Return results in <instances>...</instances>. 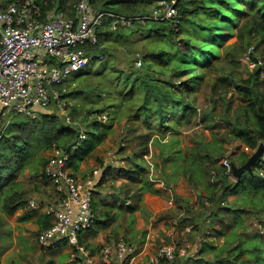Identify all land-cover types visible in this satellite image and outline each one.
Masks as SVG:
<instances>
[{
  "label": "trees",
  "instance_id": "16d2710c",
  "mask_svg": "<svg viewBox=\"0 0 264 264\" xmlns=\"http://www.w3.org/2000/svg\"><path fill=\"white\" fill-rule=\"evenodd\" d=\"M76 1L49 0L45 8L73 15ZM90 2L95 11L125 16L147 14L156 4V0ZM176 7L178 13L170 19H148L144 22L133 20L130 25L120 23L115 29L111 28L112 16H103L97 29L98 46L90 48L89 52L92 54L91 58L93 55L99 58L100 53L104 55L97 69L100 72L109 69L114 73V82H107L110 84L105 88L102 78L94 75L91 79L87 78L85 85L77 88H74L77 84L74 87L64 85L65 81L58 87L55 86L62 100L67 102L78 99L75 104L69 105L67 102L71 122H67L65 116L58 112L55 101L37 110L36 117L26 116L16 121H8L0 136V221L4 215H12L17 210H26L28 215L35 210V206L27 201L29 190L22 187L17 178L38 150L61 148L67 154L68 167L75 175L80 162L102 141L108 130L112 129L116 114L121 111L131 120L141 117L148 131L145 133L146 139L140 143L142 147L132 153L130 160L126 159V166L120 165L117 172L123 173L132 181L141 171V183L143 180L146 182L147 169L139 166L132 170L128 164L149 153L147 142L152 139L155 150L152 155L160 158L163 165L166 161H171L174 168H183L182 172L187 175L189 184L202 191L199 195V202L203 206L200 214L208 209V216L213 219L230 210L238 214L247 210L255 218L256 224H264V149L258 160L252 164V171L243 172L235 180L226 175L219 164L223 156L235 163L225 152V143L239 138L250 149L249 152L240 154L241 161L238 165L244 163L260 143L264 144V92L257 87L260 80L264 81L260 77L264 68V0H177ZM142 31L147 32L154 41L148 42V45H144L136 53H117L118 47L128 46V42L134 43L132 38L135 32ZM234 35L240 38L245 35L248 40L244 45L237 40L232 44L226 43ZM252 43L255 44V50L257 46L260 47L262 54L258 56L263 65H257L252 71L249 70L251 72L247 77H242L237 72L241 63L240 57L246 46ZM137 59H141L139 66L136 65ZM222 68L227 73L215 78L214 75ZM108 77L111 81L112 76ZM202 85H209L212 91L214 88L220 90L233 86L240 101L232 109V95L225 100L220 94L218 99L225 107L219 119L226 130L213 131L212 140L206 141L202 137L200 143L193 147L191 156L194 161L202 159L206 162L200 161L194 169L191 165L184 164V168L178 164L177 159L178 152L181 153L179 127L183 123H190L195 110V90ZM84 91L87 97L98 100L99 107H81V102L86 100L81 97ZM116 91L120 97L114 99L113 93ZM104 109L110 115L107 121L101 116ZM213 111L212 107L209 110L211 115ZM89 113L93 114L89 116ZM208 115L206 116V111L203 112L199 122L206 128H213L214 125L207 120ZM80 131L84 132L83 137L79 136ZM168 132L170 134L164 140ZM181 156L185 162L192 161L191 156L182 153ZM39 159L43 166L47 158ZM102 163L101 161L100 164ZM163 165L161 172L165 175ZM211 172L215 175L213 182L207 181L210 180ZM104 173H101L96 186L104 181ZM39 174L45 178L43 171ZM147 189L154 188L140 185V190ZM96 192L98 193L95 191L94 195ZM232 194L237 197L228 200L227 197ZM102 202L101 199L99 202L93 199L95 218L98 214H104L111 223L115 214L110 212L115 202L99 207L98 203ZM207 204L210 206H205ZM118 206L123 208L124 204L120 203ZM243 222V219L237 222L238 226L244 227ZM39 223L44 228L51 221L45 214ZM104 223L105 226L107 221ZM258 229L251 234L250 240L241 235L242 238L231 250L234 255L231 264H264V229ZM39 230L35 232L36 235ZM245 252L250 258L241 260L240 257ZM178 256L175 258L176 264H180ZM216 258L218 259L209 264H225L219 254H216ZM192 262L206 264L203 258L194 259Z\"/></svg>",
  "mask_w": 264,
  "mask_h": 264
},
{
  "label": "built area",
  "instance_id": "2783aa9c",
  "mask_svg": "<svg viewBox=\"0 0 264 264\" xmlns=\"http://www.w3.org/2000/svg\"><path fill=\"white\" fill-rule=\"evenodd\" d=\"M176 1L156 0L151 11L140 16L98 12L90 0H77L73 15L46 9L49 0L0 1V136L9 121L4 122L6 113L35 117L37 110L51 101H55L67 122L72 121L67 110L71 103L60 98L55 85L63 83L92 57L89 51L98 46L97 29L104 15L112 16V29L120 23L130 25L133 20L164 21L177 15ZM253 48L249 45L245 51V63L251 69L263 65ZM46 54L54 61L44 62L42 57ZM103 56L99 54V58ZM136 65H141V59L136 60ZM260 77L264 79V68ZM104 115L101 113L103 118ZM79 136L83 137L84 132L80 131ZM219 164L226 175L236 179L228 157H221ZM101 170V166L94 168L84 178H78L68 167L67 154L61 148L53 147L49 151L42 171L53 185L55 195L45 198L42 208L51 223L39 230L36 241L45 249L67 245L69 259L74 264H133L136 248L122 237L100 245L97 251L100 262L79 239V234L90 230L95 223L92 203ZM214 180L211 172L210 181ZM30 204L39 205L33 199ZM178 253L173 243H165L142 264H174Z\"/></svg>",
  "mask_w": 264,
  "mask_h": 264
},
{
  "label": "rangeland",
  "instance_id": "374dc122",
  "mask_svg": "<svg viewBox=\"0 0 264 264\" xmlns=\"http://www.w3.org/2000/svg\"><path fill=\"white\" fill-rule=\"evenodd\" d=\"M135 33L136 34H134L132 38V40L134 39V43L128 42L129 43L128 46L125 45V46H120L117 48V53H119V55H121V53H128V54H130V52L131 54L136 53L144 45H148V42L154 41V39L151 36H149L147 32L142 31L139 33L137 32ZM235 40H237L239 43L244 45L248 39H246L245 35L242 38H240L237 35H234L230 37L226 43L232 44ZM250 45H253L254 47L255 44L252 43ZM248 46L249 45H247L246 48ZM246 48L244 49L242 56L240 57V60L241 58L243 60V61L241 60L242 61L241 64H243V62L245 63L246 61V53H245ZM256 49L257 50L253 48L254 54L256 56L258 55L261 56L262 51L260 50V47L257 46ZM94 51L95 53L97 52V50H94ZM42 59L44 60V62L47 59H50L51 62L54 61V59L49 57L48 54L44 55ZM100 59L102 58H96L95 55H93V58L89 57L87 59V62L79 70L74 71L66 78L64 85L67 84L68 87L69 86L74 87V85L77 84L74 87V88H77V87L85 85L84 82L87 81V78L91 79L94 75H98V77L102 78L103 80V86L105 88H108L110 83H107V82H111V83L114 82V73H111L109 69H106L100 72L99 69H97L98 67H100V63H101ZM226 73H227V70H224V74ZM108 75L112 76L111 81ZM55 86L58 87L59 84H56ZM116 88L117 86L115 87V89ZM85 92L86 91H84L81 94V97L83 99H86L81 102V107L83 109L84 108L86 109L88 107H94V108L99 107L98 100L95 97L93 98H90L89 96L87 97ZM67 96L68 98H70V95H67ZM113 96H114V99H117L118 97H120L117 91L113 93ZM197 101H198L197 107H200V110L201 109L205 110L208 108L209 102L207 100H204V98L198 97ZM238 101H239L238 96L236 98V96L234 95V99H232L231 104L234 106ZM70 103L71 104L78 103V99H72L70 100ZM217 103H219V105L216 104V106H214L213 109L218 114L222 111L224 105L219 100ZM101 112L105 114L103 119L107 121V119H109V116H110L108 110L104 109ZM92 114L93 113H89V116ZM23 117H26V115H23V114L11 115L10 112L6 113V116H5L6 119H9V121L10 120L16 121ZM116 117L117 118H115V120L113 121L112 129L108 130V132L105 134L102 141L99 144H97L95 148L93 149V151L90 152L80 162L79 170L77 173H75V175L78 178L82 179L87 174H89L94 168L101 166L103 170V167H102L103 165L100 164L101 161L104 163V165L111 164V166L109 167V170L107 171L105 170L106 172L104 173L105 183L101 186H96V187H99V189H98V193L96 192V194L94 195V199H96L97 202H99L100 199L103 201L102 203H98L99 207L108 206V205H111L113 202H115V204H112L113 207L110 212V214L111 213L115 214V218L113 219L111 223H109L108 217L106 215L98 214L97 217L95 218V223L93 227L89 230V232L95 233L96 231L102 230V234L107 235V239H108V236H110V238H112L110 240L114 241L116 237H121V235L119 236L118 234H120L123 231L125 235L124 237L128 239L134 245L135 248H137V246L141 242H143L145 238V235L143 234L144 231L143 229H140V230L136 229L135 227L136 217L131 211L124 210L126 209L125 205H124V208H121V207L119 208L118 206L119 202L120 203H124L127 201L131 202L132 196H130L129 194H125V192L122 193L120 190L116 188V184L120 183L119 180L121 179L120 175L117 174V170L119 169L120 165H122L123 163L126 164V159H127L126 155H129V154L131 155L132 153H135L136 151H138L140 147H142V144L140 143L143 139H146L145 133L148 131V128L144 126L141 120V117L131 120L127 116H125L124 112H121V111L117 112ZM68 119H71V115H68ZM192 124L182 125L179 128V131H180L179 137L180 139L181 137L183 138V142L185 144H187L188 143L187 141L189 140V138H191V136H189L190 131H193L195 129L193 131V134L196 136V138H198L199 135L200 136L202 135V133H199L200 130L205 128V126L201 122L197 126L194 125L195 127ZM204 132L206 134V137L208 135L210 138L211 136L210 131L204 130ZM143 134L144 136H142ZM147 146L149 148V153L143 156L144 157L143 161L145 160L144 166L148 170L147 172L148 180L146 179V182H144L143 180L141 185H146L147 187L150 181L151 183L154 182L162 186H165V183L167 181H165V177L160 176L162 175L160 174V171H159L160 167L155 166V162L157 163V160H155L156 159L155 156L152 155L153 149H154V146L152 144V139L148 140ZM243 149L244 147L236 141L232 145V148L229 149V151L227 152H229L228 154L229 156L230 155L233 156L231 157V159L235 157L233 160H235L236 163H239L241 161V158H238L237 155ZM50 150H42V149L38 150L37 153L34 155V157L30 159V162L25 167L23 173H21L17 178V180L21 183V186L29 190L27 201L28 202L32 201V199L40 200V202L38 201L37 202L39 203V206H41V209L40 207H37L38 206L37 205L35 207V210L31 211L29 215L27 214L26 210L24 211L17 210L12 215H4L3 219L0 221V264H70L71 260L69 259L67 255L69 254V250H70L69 247L66 248L67 250L66 249L56 250L57 248L56 249H49V248L45 249V248L40 247L36 241L35 232L39 230L40 228L39 220L42 219L41 215L43 216L45 215L41 204H43L44 198L47 197L44 195L48 193L50 194V186L48 182L42 177V175L39 174L43 168V166L40 163L39 158H43V157L47 158ZM127 152L129 153L127 154ZM181 158H182L181 153L178 152L177 159H179V161L182 162V167L185 168V165ZM137 161L139 164H143V161L142 162L140 160H137ZM186 165L189 166V164H186ZM111 169H115V171H112ZM102 170H101V173H102ZM167 185H168V182H167ZM168 188L169 190H171L173 188L172 184H170ZM166 200L171 201L170 202L171 206L173 208H176V210L179 209V205H182V199L180 197H175V196L173 197L172 195V196H169L168 198L166 197ZM130 204L132 205V203ZM199 204L202 206L200 202ZM186 206L191 207L193 206V204H190L189 202H187ZM144 208H146L145 205L137 209V211H142ZM178 211L177 212L174 211L175 214L177 213L179 214ZM140 214L142 218L145 220V218H147L150 213L147 211H142ZM178 214L176 215L174 220L175 219L178 220V217L180 216V215L178 216ZM104 221H107V224L105 226H104L105 224ZM179 221L181 222V220ZM139 234H142V235L139 238H137ZM172 236L174 238V241L176 237L179 240L182 237L180 233L175 234L174 231L172 233ZM167 238L168 236L166 237V240L168 241ZM183 238L188 239L186 238V236H183ZM186 241L188 240H184V243H186ZM62 246H59L58 248ZM183 247L177 248L176 246V250L178 249L181 253V251L184 250ZM180 253H178V255ZM181 262L182 264L183 263L185 264L187 261L184 258ZM72 264L74 263L72 262ZM193 264H196V262H194Z\"/></svg>",
  "mask_w": 264,
  "mask_h": 264
},
{
  "label": "crops",
  "instance_id": "0c3cea01",
  "mask_svg": "<svg viewBox=\"0 0 264 264\" xmlns=\"http://www.w3.org/2000/svg\"><path fill=\"white\" fill-rule=\"evenodd\" d=\"M241 63H240V67L238 68L237 72L242 77H247L249 75V72L252 71V69L249 68L246 63L244 62L243 64ZM224 70L226 69L222 68L220 72L214 75V77L217 78L219 75H225ZM257 87L260 91L264 92V81L260 80L257 84ZM220 94L223 95V98H225V100H228L231 97V95H232V99H234V95L236 96V98L238 96L239 101H240V96L238 95V93H236L233 86H230L229 88H226V89H220V90H218L217 88H214V91H212L209 85H202L200 88L195 90V100H194L195 110H194L193 116L190 119V123L188 124L183 123L180 126L189 125L192 123H193L192 124L193 126L199 125L200 115L206 111V116L209 114L207 117V120L210 124H213L214 127L213 128L205 127L204 129H201L199 133H202V135L201 136L199 135L198 138H196V136L193 134V131L195 129L193 131H190L189 136H191V138H189V140L187 141L188 142L187 144L183 142V138L181 137V153L183 155L186 154L188 156H191V153H193V147L197 146V144L200 143L199 141L202 137L205 138L206 141L212 140L214 138L213 131H216L219 129H221L222 131L226 130V127L221 125V120L219 119L221 115L223 114V109L225 107V104L220 113L217 114L216 111H213V115H211L209 112V110L212 107L214 108L216 104L219 105V103L217 102L219 100L218 98ZM198 97L204 98V100H207L209 102V106L207 109L200 110V107H197ZM239 101L234 106L230 103L231 108L233 109L239 103ZM230 112H232V110ZM7 120L8 119L5 118L4 122H6ZM204 130L210 131L211 139L209 138L208 135L206 137ZM169 134L170 133L168 132L165 135L164 140H167V137ZM236 141L244 147V149L240 151L239 154L237 155V157L239 158L242 152L250 151V149H245V147L247 146H245V144L241 141V139L239 138L234 139L230 143H225L223 147H225V152L229 154V152L227 151H229V149L232 148V145ZM153 151L155 150L153 149ZM128 153L129 152H127V154ZM230 156L233 157L232 155ZM127 157H128L127 160H130L129 158L130 154ZM155 158H156L155 160H157V163L155 162V166L160 167L159 171H160V174H162L161 172V168L163 165L162 161H160V158L158 157H155ZM191 159L192 161L190 160H188L187 162L183 161V163L185 165L186 164L192 165L193 169L196 167V165L200 161H204L202 159H196L194 161V158L192 156H191ZM233 159L232 161H234L235 164L238 165L239 163H236V161ZM140 161L142 162L143 158L140 159ZM144 161H143V164H139L138 161L135 162L133 160V162L129 163L128 166H130L132 170L134 169L136 170L137 168H139V166L140 168H143L145 167ZM194 162H196L195 165H194ZM178 164L182 165V162L178 161ZM102 165L104 167L103 169L104 171L102 170V173L109 170L108 167L111 166V164L104 165V163H102ZM122 165H124V163ZM163 167H165L166 176L163 174L160 176L165 177V181L168 182V185H167V182L165 183V186H162L158 183H154V182L151 183L149 181L148 185L153 187L154 188L153 190H148V189L140 190V185L142 181L141 171H140L139 176L134 177V180L132 181L129 180L123 173L117 172V174L120 175L121 179L119 180L120 183L116 184V188L120 190L122 193L125 192V194H129L130 196H132L131 202L127 201L123 203L124 205L131 206L132 208L128 209V207L125 206L126 209L124 210L131 211L134 214V216L136 217V221H135L136 229L137 230L143 229L144 231L143 234L145 235L143 242H141L136 248V257H135V260L133 261V264H142L144 261H147L149 256H151L154 253L155 249L158 246L165 244L164 242L173 243L175 246H177V248L185 246L183 247L184 252L180 253L178 256V258H180V264H182L181 261L184 258L187 261L185 264H193L192 261L194 259L199 260L201 258L206 260V264H209L210 262H213L216 259H218L216 258V254H219V257L225 261V264H231L230 262L234 259V255L232 254L231 250L236 246L237 242L242 238V236H244L246 240H250L251 234L254 231L257 232L258 227L261 228L262 230L264 229V224L263 223L256 224V220H254L255 218L252 217L249 211L247 210L243 211L240 214L234 212L233 210H230L225 213L223 212L222 216L217 215L213 217V219L209 218L208 209L200 214L202 210V206L199 204V199H200L199 195L202 191L200 190L198 191L197 188L189 184L187 177H186L187 175H185L182 172L183 168L182 169L174 168L173 165L171 164V161H166ZM111 170L115 171V169H111ZM100 174L98 175L96 180H99ZM45 180L48 182L50 186V194L48 193L44 196H47L46 198L48 197L52 198L55 195L54 187L47 179ZM104 181L100 184V186L105 183ZM207 181H210V180H207ZM170 184H172L173 186L171 190H169L168 188ZM98 189L99 187H96V191H98ZM172 195L173 197L174 196L180 197L182 199V205H181L182 207H180L179 205V209L177 210L176 208H173L171 206V203H170L171 201L166 200V197L168 198L169 196H172ZM235 197H237V195L232 194V195H229L227 199L232 200ZM187 202H189L190 204H193V206L191 207L186 206ZM130 203H132V205ZM143 205H145L146 208H144L142 211H147L150 213L148 217L145 218V220L142 218L140 214L142 211H137V209L141 208ZM205 206H210V205L207 204ZM37 207H40L41 209V206L38 205ZM174 211L175 212L178 211L179 213H181L180 216L178 217V220L181 219V222L179 221L180 223L177 220H174V218L178 214V213L175 214ZM192 214L194 216H192ZM41 216L43 217V215ZM242 219L244 221L243 224L245 226L239 227L238 226L239 223L237 222H240ZM255 226H258V227H255ZM39 229H42V227H40ZM173 231L175 232V234L180 233L182 235L180 240L176 237L174 241V238L172 236ZM85 232L86 231H83L79 234V239L86 247H88L95 254L96 259L98 260V262H100V258L98 256L97 251L102 243L106 241H111L110 239L112 238L108 236V239H107V235H103L102 230L96 231L95 233H90L89 230L86 233ZM118 235L119 236L121 235L122 238L126 239L124 237L125 235L123 231ZM141 235L142 234H139L137 238H139ZM167 236H168L167 238L168 241L166 240ZM183 236H186V238L188 239H184ZM262 237L264 239V234L262 235ZM117 238H120V237H116V239ZM184 240H188V241L184 243ZM67 247H68L67 245H64L60 248H57L56 250L66 249ZM249 258L250 257L248 256L246 252L243 254L242 257H240L241 260H247ZM175 263H176V260L174 261V264ZM70 264H72L71 261H70Z\"/></svg>",
  "mask_w": 264,
  "mask_h": 264
},
{
  "label": "water",
  "instance_id": "95a60500",
  "mask_svg": "<svg viewBox=\"0 0 264 264\" xmlns=\"http://www.w3.org/2000/svg\"><path fill=\"white\" fill-rule=\"evenodd\" d=\"M263 149H264V144L260 143L258 147L248 156V158L246 159L244 163H242L241 165H236L235 163H232L233 175L236 178H238L245 171L251 172L252 164L258 160Z\"/></svg>",
  "mask_w": 264,
  "mask_h": 264
}]
</instances>
